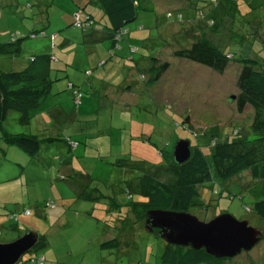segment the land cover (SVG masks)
<instances>
[{
    "label": "rangeland",
    "instance_id": "1",
    "mask_svg": "<svg viewBox=\"0 0 264 264\" xmlns=\"http://www.w3.org/2000/svg\"><path fill=\"white\" fill-rule=\"evenodd\" d=\"M79 1L82 2V0ZM190 1L194 3L196 9L194 6L186 8L181 12L183 18H189L187 14L190 18L194 17V26H198L200 31L206 29L211 42L216 44L219 49L233 53L235 58L250 57L263 60L260 57L264 52V28L259 22L261 18H258L256 13L244 15L245 6L241 0H236L237 7L227 5L228 0H216L215 3H211V0ZM157 3L158 11L140 12L135 21L127 24V31L123 39L119 41L122 43L126 38L136 39L139 44H136L137 52L133 54L135 58L141 55L147 56L149 59L153 53H148V50L142 47L140 39H137L132 32H141L145 35L150 33L151 39L157 43L162 41L161 38L166 39L169 36H162L161 33L167 30L171 31L170 22H173L174 19H168L165 16V11H161L168 8L173 11L171 10L173 6H170L169 1L157 0ZM76 4H78L76 0H18L17 2L15 0H0V42H10L13 39L23 37L19 40L21 47L19 55L13 57L0 55V69L3 71L20 70L29 64V60L33 55L41 53L52 55L51 48H54V46L49 39L51 33L49 36H26L33 30L35 32L45 31L41 28L45 26L47 18L52 24L47 34L48 32H58L61 33L58 34L60 38L65 37L70 40L82 38L85 32L71 24L75 12L80 10ZM217 7L221 11L218 15L216 14ZM213 9L215 10L213 11ZM200 10L204 12L205 19L199 18L198 12ZM256 10L258 8L251 11ZM223 12H226V15L222 16ZM262 12L264 15V8ZM230 16L232 17L230 18ZM214 18L218 22L216 31L211 27L208 28L205 22L206 19ZM233 18H235V26L232 24ZM247 20L250 21L248 24L245 23ZM178 21L180 20L178 19ZM176 25L178 24L176 23ZM191 36L193 35L190 33L188 39L183 36V39L176 38L178 42L176 44L169 42L168 45L161 46L166 49L172 46L174 48H185L192 42ZM110 42L108 38L101 40L102 50L110 45ZM53 43L55 45L58 42ZM84 47V45L73 43L62 49L63 51H59L62 54L61 57L64 58L63 60L66 59V62L63 63L69 65L62 64V66H66L63 69L66 70L64 74L68 75L64 77V74L61 73V75H58L60 79L52 85V91L56 89V86L62 85L60 89L62 92L58 95L72 93L70 89H65L63 85L67 84V80L75 79V75H77L76 80H78L79 85L86 82L87 77L81 67L86 60ZM56 52H58V49L55 50ZM170 59L174 60L168 54L159 55L156 59L157 63L150 64L151 66L148 67L147 71L140 68L145 72L142 75L144 79L139 77L140 71L137 73V78L143 84L145 78H149L152 66L158 67L164 62L168 63V67L161 72L159 78L153 84L154 86L151 85L153 87L149 89L158 104L154 103L152 106L146 103V96L141 94L140 103L137 107L126 110V116L120 118L116 114L110 115L109 111H101L100 116H98L96 104L91 103L89 105L90 119L93 120L98 116L102 122L101 126H97L90 120L89 124L85 126L89 133H77L73 135V138L81 140L78 149L86 153L84 164L98 172V179H102V182L104 178L107 180L105 167H108V165L111 167L118 166V164L119 167H124L125 173L128 175L140 171H150L161 180L173 182L177 176L175 172L177 167L173 165L172 153L177 140L188 139L191 144L204 143L211 134L219 135V133L226 135L225 137L228 138L231 131H239L244 123L249 122L250 108L246 106L242 111H238L236 106L239 60L230 58L224 71L217 72L190 60L175 61L176 63L173 64ZM58 65L60 64L55 66L52 62V76L57 72ZM169 68L170 70L167 72ZM91 69L93 73L89 79L90 82L96 80L94 79L97 76L95 74L100 72L102 68L93 69L92 67ZM86 85H88L87 82ZM230 96H234V99L230 100ZM17 116L16 112H9L2 123L3 129H14L16 122L13 118ZM25 127H28V130L35 131V126L25 124ZM98 129L103 130V135H98L100 133L96 132ZM148 136H151V145H143V140L147 139ZM143 137L144 139H142ZM121 143H124L123 146ZM7 145L0 138V178L4 176V171L7 173L10 168L13 172V169L17 168L16 165L24 168L27 174L33 172L37 176L33 162L29 161V156L17 152L20 150L15 148L17 149L15 151L19 153L16 154L15 151L9 150ZM147 146H150V148H147ZM89 155L94 156V158L88 159ZM256 182H259V178H254L248 170H244L227 180L219 181L218 187H220L221 196H211L209 190L200 187L201 198L206 201L208 209L206 208V212H204L201 207L194 206L187 211L202 221H207L221 213H229L238 220H247L250 226L261 232V239L250 250L242 251L232 258L222 259L216 264H264V221L250 210L251 196L247 197L243 194L240 198L241 194H238L246 193V189L252 187ZM17 185L20 187V183ZM102 185H106L105 187L102 186L103 194L112 196L116 201L122 203L129 201L122 183L103 182ZM115 185L117 188H114ZM39 188L40 195L43 193V189L46 193V183L40 181V185L28 186V192L24 196L34 193V191L38 192ZM118 188H121L123 192ZM22 193H24L23 190ZM132 195L135 199H139L138 194L132 193ZM44 199L46 200V198ZM19 200L24 201V203L18 201L21 207H26L31 203L29 199L23 197ZM16 207L17 205L14 203L0 202V214L4 211H12ZM80 209L76 205L72 207L70 222L73 223V226L71 228L67 227V223L64 225L65 227H60V231L46 232L47 246L40 249L41 254L47 253L43 264H161L159 255L164 240L145 229L144 224L135 225L134 227L139 229H134L132 233H125L120 250L117 253H110L112 249H100L97 242L105 223L108 222L104 219L100 221L89 217ZM74 210L80 211V213L77 214ZM127 218L134 221V223L137 222V217L130 216L129 213ZM3 219L5 220V215H0V242L2 243L16 239L26 230H32L27 228L24 232H18V230L10 228V225L14 224L13 222L10 220V222H7L8 220H6V223ZM28 220L32 219L29 218ZM33 226L38 231L46 230L42 223H40V229L37 224H33ZM58 234L62 235L63 238L58 239ZM35 250L31 249L24 253L16 264H34L30 261V258L36 255Z\"/></svg>",
    "mask_w": 264,
    "mask_h": 264
},
{
    "label": "trees",
    "instance_id": "2",
    "mask_svg": "<svg viewBox=\"0 0 264 264\" xmlns=\"http://www.w3.org/2000/svg\"><path fill=\"white\" fill-rule=\"evenodd\" d=\"M188 2L186 8L191 6L195 8L192 1L188 0ZM215 2L216 0H211V3ZM241 2L245 6L244 15L249 13L258 14V18H261L259 19L260 25L264 28V15L262 12L264 0H241ZM98 3L104 14V19L108 23L104 38H108L111 41V48L108 52L110 56H113L121 48L119 41L123 39L127 31V24L135 21L140 12L154 11L152 0H98ZM226 4L230 7L233 5L237 7L236 0H228ZM255 8H258V10L251 11ZM216 9V14L218 15L221 11L218 7ZM180 13V11H167L165 15L168 19H179L182 25H187L189 22ZM198 15L199 18L205 19L203 11L200 10ZM223 15H226V12H223ZM88 16L91 18L92 24L88 27L80 28L83 32L93 28L95 24L93 18L90 15ZM205 22L208 28L211 27L216 31L218 22L215 18L206 19ZM249 22L247 20L245 23L248 24ZM71 24L73 26V19ZM232 24L235 26V18H233ZM190 26H188V31ZM231 31L234 32L232 29ZM190 33L193 35L190 37L192 42L185 48H175L173 55L206 66L217 72L224 71L230 58L239 60L240 69L236 82L238 88L236 106L238 111H242L246 106L249 107L251 110L250 119L249 122L242 125L239 131H231L228 138L220 133L219 135L211 134L204 143L196 142L191 144V155L183 163L177 164L172 157L173 165L177 167L175 171L177 176L173 182L161 180L150 171H141L134 182H128V188H124V192L129 199L128 202H117L115 199L108 201L109 210L112 207L114 208V206L124 208L122 217L125 220L126 228L130 222L127 218L128 213H131L135 218L137 217V223L144 224L145 213L149 209L161 208L188 211L190 207L199 206L198 208L201 207L206 212L205 210L206 208L208 209V206L206 201L201 198L202 193L199 188L202 187L209 190L211 196H221L220 187H218L219 181L227 180L244 170H248L254 178H259V182H256L252 187H248L246 193L238 194H241L240 198H242L243 194L247 197L251 196L250 210L264 221V52L260 56L263 60L250 57L235 58L233 53L219 49L212 43L206 29L204 32L198 31V33L190 30ZM44 34V31L35 32L33 30L26 36L37 37ZM22 38L19 37L10 42H0V55L10 57L19 55L21 52L19 40ZM136 50V46L130 48L132 53L136 52ZM152 60L154 64L157 63L155 58ZM51 61V54L41 53L31 56L29 64L20 70L3 71L0 69V138L6 144L13 145L33 157L38 154L41 143L45 140L48 142L64 140L68 143L67 145L71 150L79 145L77 141L69 137L64 136L63 138L51 132L47 133L43 139L35 134L10 132L2 127V123L9 112H16L18 121L22 125L28 124L34 111L40 107L42 101L52 95V85L60 78L54 77L55 75L52 76ZM98 65H103V61L99 62ZM167 67V62L160 64L158 67L152 66L147 83L153 85L161 72ZM66 88L72 91V104L74 106L79 105L83 96L82 90L72 81H67ZM59 92H62V90ZM61 177L65 178L64 175ZM132 193L138 194L139 199H135ZM227 194L230 195L229 193ZM81 197L93 203L102 202L107 204V196L105 194L98 195L93 190L85 191ZM44 206L52 209L55 204L51 199H46ZM26 211L28 212L27 214L25 213ZM16 212L8 210V218L16 220ZM23 212L26 215L30 214L29 209H25ZM144 228L146 229L145 224ZM150 232L158 236L157 229H153ZM118 244V240L113 238L102 242L100 246L102 248H117ZM45 246L46 238L41 235L33 249H41ZM161 249L159 255L161 264H216L222 259H228L215 258L206 253L203 248L194 250L190 247L177 246L166 242H164ZM39 257L42 260H39ZM30 261L34 264H43L45 258L36 254L30 258Z\"/></svg>",
    "mask_w": 264,
    "mask_h": 264
},
{
    "label": "crops",
    "instance_id": "3",
    "mask_svg": "<svg viewBox=\"0 0 264 264\" xmlns=\"http://www.w3.org/2000/svg\"><path fill=\"white\" fill-rule=\"evenodd\" d=\"M15 1L17 2L18 0ZM162 1H169L171 4L170 6H173L171 10L180 12H183L189 3L188 0ZM76 2L78 3L76 4L77 8H80L79 11L81 13V17L83 18V15H90L95 23L93 28L84 31L85 34L82 38L70 40L62 36V38H60V35L58 36V34L61 33L58 32H48L47 34V31H49L52 26L49 18L45 20L46 24L41 29H45V34L43 36H49L51 33L49 39L54 46V48L50 47L52 49L51 66L52 62L55 64V66L60 64L57 66L58 69L55 68L57 72L54 73V77H59L58 75H61V73L64 74L66 72V70H63L66 68V66H62V64L67 66L69 65L67 63H63L66 62V59L63 60L64 58L61 57L62 54L59 51L73 43L85 46L84 50L86 52V60L82 64L83 66L81 65V67L84 69V74L87 77L86 82L88 85H86V82L80 83L79 85L78 80H76L77 75H75V79L71 78L72 80H67L75 83V85L78 86V88H80L83 92V96L79 105L77 104L74 106L72 104L71 93H68V95L67 93L58 95L62 85L56 86L55 90L52 91L51 89L52 95L42 101L40 107L34 111L32 119L28 124H26L28 126H35L36 132L33 130H28V127L22 125L18 121V116L13 118L16 122L15 128L7 131L35 134L43 139L47 133L51 132L52 134H56L63 138L64 136L69 137L81 145V140L78 138H73V135L77 133H89L85 126L88 125L91 120L89 117V105H91V103H94V105L96 104L95 106L98 116H100L101 111H109L110 115L116 114V116L119 118L126 116V110H130L131 107H137V105L140 103L141 94L146 96V103L152 106L154 103L158 104L157 100L152 97V93L149 91V89L154 85H149L146 82L147 78H145L143 84L140 83L139 79L137 78V73L140 71L141 74H139V77L142 78V75L145 73L144 71H147L148 67L151 66L150 64L153 63L152 59H157L159 55H170V57L174 58V60L170 59L173 64L176 63L175 61L187 60L184 58L175 57L173 55V51L175 50L174 46H172L173 48L169 47L168 49L164 48L163 46H166V44L168 45L169 42H173L175 44L178 43L176 38L183 39L186 37V39H188L190 30L195 32L197 30L200 31L198 26H194V17L190 18L189 14H187L189 18H186L185 20L191 24L192 29L188 31V26H190L189 23L187 25H182L181 21L173 20V22H170V27H172L171 31L167 30L161 33L162 36H169L166 39L161 38L162 41L160 43H157L151 39L150 33L145 35L141 32H132V34L137 39H140L142 47L147 49L148 53H153L151 58L148 59L147 56L141 55H138V57L135 58L133 54H135L137 51L132 53L130 48L132 46H136V44L139 43L136 41V39L131 38H126L121 43V48L116 51L113 56H110L108 52L111 48V42L110 45H108L106 48H103V50L100 46V42L104 39L106 30L108 29V23L104 19V14L98 3V0H82V2L76 0ZM152 4L154 12L158 11L159 8H157V0H152ZM163 11H165L164 13L166 14L167 11L170 10L168 8L164 10L162 9L161 12ZM176 23L178 25H176ZM140 28L142 27L140 26ZM129 30L130 29H128V31ZM169 31L171 34L168 33ZM204 31L205 30L203 29L202 32ZM207 34L209 37V33ZM55 41L58 43L54 45L53 42ZM102 45L104 46V44ZM56 49H58V52L55 53ZM101 61H103V65L99 66L98 63ZM90 66L91 68L93 67V69L98 67L102 68L100 72L95 74L97 75L94 77L96 80H93L92 82L89 80L93 73ZM140 68L144 69V71H142ZM169 70L170 68L167 70V72H169ZM88 72L89 74H87ZM67 75L64 74V76ZM63 87L66 89V84L63 85ZM98 116L91 121L100 127L102 122ZM96 132H100L98 135H103V130L101 129L96 130ZM137 135H135V137H137ZM142 139H144V137ZM144 140L142 142L143 145H151V136H148L146 141ZM67 144L68 143L64 140L55 142H48L45 140L41 143L40 150L36 156L33 157L27 154L30 158L29 161L33 162L34 171H36L37 176H35L33 172L27 174L24 171V168H22L20 165H16L17 168H14L13 172L11 168L7 173L4 171V176L0 178V202L5 201L7 203L16 204L17 207L14 208L15 210H13L15 212L17 211V216L16 220L8 218V211H4L0 215H5V220L3 219L4 222H6V220H8L7 222H13L14 224L10 225V228L18 230V232H24L27 228H30L38 234V239L41 235L45 236L47 246V231L52 233L55 231H60V227H63L67 223V227L71 228V226H73V223L70 222V219L72 218V207L76 205L80 207V210H82V212L87 214L89 217L100 221L104 219L108 222L105 223L101 235L97 240L98 246L100 249H112L110 253H117L122 246L121 241L123 242L125 233H132L135 229L133 227L137 224L139 225V223H134V221L129 220V225L126 228L125 220L122 217V215H124V208H118L114 206V208L112 207L111 210H109L110 206H108V201L110 199H115L112 196L106 195L107 204H103L102 202L93 203L89 200H84L81 196L85 193V191L92 190L98 195L103 194L102 186H106L102 185L103 182H113L115 184L120 182L125 188L128 186V182H134L135 178H137L141 171L133 175H128L125 173L124 167H119V164L118 166L113 167L108 165V167H105L107 180L104 178L102 182V179H98V172H95L94 169L84 164L86 153L79 151V145L77 148L71 150ZM123 144L124 143H121L122 146ZM7 147L13 152L15 150L17 151V149L20 150L13 145H7ZM147 148H150V146H147ZM17 152L22 151L20 150ZM17 152L16 154H19ZM92 158H94V156L89 155L88 159ZM118 159H120V157H118ZM118 159H116V161H118ZM62 175H64L65 178H62ZM40 181L46 183V193H44L45 189H43V193L40 195L39 188L38 192L34 191V193H29L27 196H24L25 193L27 194L28 192V186L36 184L40 185ZM19 183L20 187L17 185ZM114 188H117V186L115 185ZM22 190L24 193H22ZM119 190L123 192L121 188ZM22 197L29 199L31 203L26 207H21V204H19L18 201H23L19 200L22 199ZM44 198L51 199L55 206L52 209L45 207ZM25 209L30 210L29 215L24 214L23 211ZM74 212L77 214L80 213V211L77 210H74ZM129 215L133 216L131 213H129ZM29 218L32 220H28ZM19 222L21 223L19 224ZM40 223L43 224L46 230L38 231L34 228L33 224H37L40 229ZM57 238L62 239L63 237L62 235L58 234ZM113 238H116L119 242L117 248H102L100 246L102 242ZM35 254L42 255L44 258H46L47 255L46 252L41 254L39 248L35 250Z\"/></svg>",
    "mask_w": 264,
    "mask_h": 264
},
{
    "label": "water",
    "instance_id": "4",
    "mask_svg": "<svg viewBox=\"0 0 264 264\" xmlns=\"http://www.w3.org/2000/svg\"><path fill=\"white\" fill-rule=\"evenodd\" d=\"M234 96H230V100ZM173 159L177 164L185 162L191 155L190 141L179 139L173 147ZM146 229H157V235L168 244L203 248L215 258H232L242 251L250 250L262 237L261 232L238 220L229 213H221L207 221L198 219L187 211L149 209L145 213ZM38 234L26 230L18 238L0 242V264H16L22 255L33 249Z\"/></svg>",
    "mask_w": 264,
    "mask_h": 264
},
{
    "label": "built area",
    "instance_id": "5",
    "mask_svg": "<svg viewBox=\"0 0 264 264\" xmlns=\"http://www.w3.org/2000/svg\"><path fill=\"white\" fill-rule=\"evenodd\" d=\"M91 24H92V20L88 15H84L82 18L80 11L75 12L73 19V26L77 28H83V27H88ZM25 213L27 214L28 212L26 211ZM38 259L42 260V258L40 257Z\"/></svg>",
    "mask_w": 264,
    "mask_h": 264
},
{
    "label": "flooded vegetation",
    "instance_id": "6",
    "mask_svg": "<svg viewBox=\"0 0 264 264\" xmlns=\"http://www.w3.org/2000/svg\"><path fill=\"white\" fill-rule=\"evenodd\" d=\"M190 146H191V143H190ZM190 152H191V148H190Z\"/></svg>",
    "mask_w": 264,
    "mask_h": 264
},
{
    "label": "bare ground",
    "instance_id": "7",
    "mask_svg": "<svg viewBox=\"0 0 264 264\" xmlns=\"http://www.w3.org/2000/svg\"><path fill=\"white\" fill-rule=\"evenodd\" d=\"M18 238V237H17ZM4 243V242H3Z\"/></svg>",
    "mask_w": 264,
    "mask_h": 264
}]
</instances>
